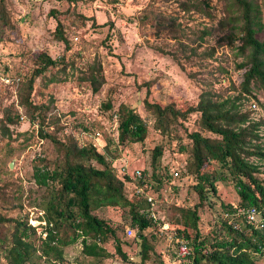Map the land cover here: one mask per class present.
Returning a JSON list of instances; mask_svg holds the SVG:
<instances>
[{
    "label": "rangeland",
    "instance_id": "374dc122",
    "mask_svg": "<svg viewBox=\"0 0 264 264\" xmlns=\"http://www.w3.org/2000/svg\"><path fill=\"white\" fill-rule=\"evenodd\" d=\"M252 1L263 25L256 37L264 43V0ZM232 11L228 0H0V214L26 220L34 227V247L41 246L46 225L43 207L49 197L46 189L35 185L33 171L45 165L50 170L61 158L40 129L57 139L69 136L78 146L92 145L104 155L119 179L124 175L131 179L124 183L127 197L137 195L136 172L142 176L144 171L146 187L141 188L145 198L153 200L155 221L146 232L155 239L150 261L144 264H179L176 227H183L181 212L197 202L195 180L184 174L188 153L178 150L183 140H172L155 129V118L144 100L185 109L195 106L204 92L215 100L236 95L232 87L239 89L243 73L236 65L243 58L238 43H229L237 32ZM40 54L57 61L34 79L30 95L31 103L44 109L42 127L31 122L32 110L20 105L18 97ZM91 67L100 69L103 78L96 93L86 77ZM241 102L242 111H249V103L255 102L257 110L250 115L264 120L261 88L252 89V95L243 93ZM107 103L110 108H105ZM120 106L134 109L145 123L143 141L119 142ZM195 121L192 116L184 122L188 131L197 130ZM259 133L264 145V126ZM155 146L163 147L156 168L151 162ZM251 161L259 165L257 176L264 179V162L254 157ZM88 164L103 168L93 160ZM153 172L160 181L151 177ZM58 187L53 183V190ZM217 192L219 201L236 204L239 200L229 181L217 183ZM219 209L217 203L199 212L201 235L224 237ZM127 212L121 207L93 212L121 228L117 236L126 243L122 251L127 261L117 254L112 239L104 245L110 257H86L79 238L59 246L64 264H140L135 231L124 219ZM179 218V224L170 225ZM67 237L71 241L73 235ZM32 261L47 264L37 252ZM0 264H6L1 257ZM256 264L264 263L259 259Z\"/></svg>",
    "mask_w": 264,
    "mask_h": 264
},
{
    "label": "trees",
    "instance_id": "16d2710c",
    "mask_svg": "<svg viewBox=\"0 0 264 264\" xmlns=\"http://www.w3.org/2000/svg\"><path fill=\"white\" fill-rule=\"evenodd\" d=\"M228 3L234 9L231 19L237 28L229 43H238L239 56L243 58L236 65L243 72L239 89L232 87L236 95L215 100L204 92L195 106L185 109H175L170 105L161 107L147 98L144 100L146 109L155 118V129L172 140H183L178 150L188 153L184 174L195 180L193 189L197 202L192 209L181 212L183 227H176L179 264H256L259 259L264 263V179L257 176L261 172L259 165L251 161L254 157L264 162V145L259 142V128L264 126V120L251 117L250 112L257 110V107L256 110L251 109L255 102L249 103V111L241 109L243 93L252 95V89L258 88L264 92V43L256 37L263 25L254 1L228 0ZM59 39L63 40L61 35ZM56 64V60L40 54L31 78L23 84L18 96L19 104L32 110L31 122H37L40 127L44 124L41 114L45 112L30 101L34 79ZM86 77L96 93L103 82L100 69L91 67ZM105 108H110V105L107 103ZM118 116L119 142L128 140L137 143L144 140L147 128L134 109L120 106ZM192 116H196L197 130L188 131L184 122ZM8 123L13 124L11 119H8ZM40 132L43 138H50L57 157L61 158V162L50 170L45 165L43 168L35 166L33 171L35 185L46 189L49 197L43 207L45 238L41 246L35 248L31 239L34 227L26 220L0 214V257L6 264H32L37 252L47 264H64L59 246L81 238V253L84 256L96 260L110 257L104 245L112 239L117 254L127 261L128 257L122 251L126 243L117 236L121 228L93 214L99 208L121 207L128 208L124 219H128V226L135 231L134 239L140 247V264L149 262L155 236L152 234L148 237L146 232L155 221L151 213L153 200L146 199L141 188L145 186L144 171L142 176H137V195L127 197L124 183L131 179L126 175L119 179L104 155L92 145L80 147L72 137L57 139L42 134V129ZM162 149L155 146L152 150L151 162L155 168L162 156ZM91 160L103 168L90 166L88 163ZM151 177L158 179L155 172ZM228 181L238 196L236 204L217 199V183ZM53 183L59 185L56 190H53ZM217 203L220 208L218 223L224 231L222 239L203 236L199 229V212L206 205ZM162 220L157 222L163 224ZM179 220H172L170 225L175 227ZM68 234L73 235L71 241H68ZM181 246L186 249L184 255L179 253Z\"/></svg>",
    "mask_w": 264,
    "mask_h": 264
},
{
    "label": "built area",
    "instance_id": "2783aa9c",
    "mask_svg": "<svg viewBox=\"0 0 264 264\" xmlns=\"http://www.w3.org/2000/svg\"><path fill=\"white\" fill-rule=\"evenodd\" d=\"M251 109L256 110V105H255L254 103H252V105H251ZM136 175L139 177V176H140V173H139V172H136ZM252 218H253V217H252ZM252 218H251V219H252ZM126 233H127L128 236L131 235L132 230H131V229H127ZM179 253H180L181 255H184V254L186 253V249H185L184 246H181V247L179 248Z\"/></svg>",
    "mask_w": 264,
    "mask_h": 264
}]
</instances>
